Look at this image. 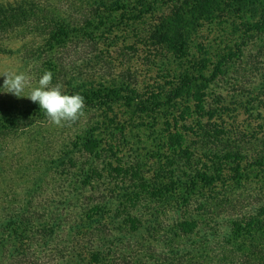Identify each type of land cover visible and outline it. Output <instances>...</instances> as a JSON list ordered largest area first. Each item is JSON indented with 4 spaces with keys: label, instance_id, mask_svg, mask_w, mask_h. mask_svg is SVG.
Wrapping results in <instances>:
<instances>
[{
    "label": "rangeland",
    "instance_id": "obj_1",
    "mask_svg": "<svg viewBox=\"0 0 264 264\" xmlns=\"http://www.w3.org/2000/svg\"><path fill=\"white\" fill-rule=\"evenodd\" d=\"M21 1L82 26L85 8L99 0L0 5ZM134 27L141 24L115 28L96 51L69 57L68 76L58 84L88 101L84 115L63 127L37 103L5 92L0 75V264H169L176 260L175 243L205 248L210 258L202 264H208L219 255L215 242L230 232V221L264 205V170L250 172L240 188L232 179L234 168L245 173L244 156L264 164L254 139L263 136L264 145V45L248 46L205 82L201 100H192L191 88L177 97L170 91L169 73L183 71L182 65L142 59L148 53ZM30 32L26 26L1 40L13 51L0 53V72H24L35 87L40 71L22 54L33 45ZM106 48L111 53L98 55L99 63L98 50ZM101 85L108 98L89 93ZM136 97L146 102L137 105ZM153 104L137 112L136 106ZM85 137L97 143H86L84 151ZM180 217L195 220L197 232L191 243L180 237L171 244ZM244 239L248 243L242 235L233 244Z\"/></svg>",
    "mask_w": 264,
    "mask_h": 264
},
{
    "label": "trees",
    "instance_id": "obj_2",
    "mask_svg": "<svg viewBox=\"0 0 264 264\" xmlns=\"http://www.w3.org/2000/svg\"><path fill=\"white\" fill-rule=\"evenodd\" d=\"M84 12L86 14L80 23L86 26V29L71 19L47 14L46 10L34 1L0 5V53L13 51L6 43L2 45L1 40L5 41L10 34L16 37L24 27H30L33 45L22 50V54L25 59L33 60L35 70L40 71V75L51 71L52 86H55L66 74L68 76L67 68L70 67L71 61L69 57L88 55L96 51L95 46L107 40L106 35L112 33L113 29L126 23H140L141 27H134L132 31L136 42L148 53V57L145 54L142 59L150 62L161 57L167 63L181 64L183 71L177 73L173 70L169 73L174 74L168 76L171 78L170 91L177 97L183 88H191L192 100H201L205 82H208L210 77L222 74L221 68L226 67L235 56L239 59L248 46L264 45V0H99L88 5ZM99 27H102V30H99ZM23 36L20 35L21 38ZM126 48L127 51H135V48L130 46ZM110 53V48L98 50V62L100 63L98 55L109 57ZM208 66H211V70ZM207 70L212 72L211 75H206ZM126 72L122 71L119 75L124 80ZM65 83H69L68 79ZM262 86L264 87V83ZM99 88L89 90V93L95 96L98 94V98L99 95L108 98L110 91L106 92L102 85ZM133 91L129 89V92ZM135 100L139 99L136 97ZM87 101L88 99H85L86 103ZM145 102L139 100L137 105H143ZM153 106L154 104L150 108L136 106V109L137 112L153 110ZM86 134L92 135L89 131ZM86 137L82 145L84 151L85 146L89 145L86 143L92 140L97 143L93 137ZM170 137L168 136V139L173 140ZM254 139L257 146L262 145L260 148L264 151L263 136ZM257 151L260 153L259 148ZM244 158L245 173L240 174L238 168L233 169L232 179L235 187L239 188L241 181L251 180L250 172L257 174L264 170L260 157ZM212 179V176H206L204 182L210 183ZM179 220L176 224L178 230L173 232L174 238L170 239L171 244L176 239L179 241L180 237L183 240L186 237L185 240L191 243L193 240L190 236L197 232V222L181 217ZM230 225V232L224 233L225 236L215 242L219 255L211 258L208 264H264V205L256 208L253 214L240 215L230 221ZM242 235H246L248 243H245L244 239L243 243L235 246L233 239H241ZM202 241L205 245L210 243L207 237ZM195 246L189 249L187 245L184 248L178 243L173 244V247H177L173 251L176 260L169 264L207 262L210 257L205 255L206 249L202 248L198 252ZM244 247L247 250L237 255ZM234 255L238 258L233 263V260L227 263Z\"/></svg>",
    "mask_w": 264,
    "mask_h": 264
},
{
    "label": "clouds",
    "instance_id": "obj_3",
    "mask_svg": "<svg viewBox=\"0 0 264 264\" xmlns=\"http://www.w3.org/2000/svg\"><path fill=\"white\" fill-rule=\"evenodd\" d=\"M4 77L2 88L17 98L26 97L37 103L48 120L57 127L74 123L84 115L85 99L80 94H65L62 86H52V72L45 71L40 76L37 86L32 87L31 78L24 72H0ZM25 89L30 91L25 94Z\"/></svg>",
    "mask_w": 264,
    "mask_h": 264
}]
</instances>
